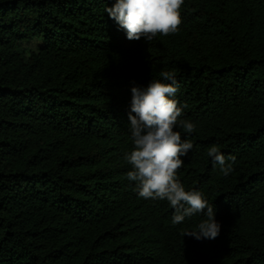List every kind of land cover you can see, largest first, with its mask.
Masks as SVG:
<instances>
[{"label":"trees","instance_id":"1","mask_svg":"<svg viewBox=\"0 0 264 264\" xmlns=\"http://www.w3.org/2000/svg\"><path fill=\"white\" fill-rule=\"evenodd\" d=\"M114 0H0V264H264V0H184L167 36L129 41ZM179 84L194 148L177 169L220 235L138 197L130 88ZM235 158L224 176L207 155Z\"/></svg>","mask_w":264,"mask_h":264},{"label":"clouds","instance_id":"2","mask_svg":"<svg viewBox=\"0 0 264 264\" xmlns=\"http://www.w3.org/2000/svg\"><path fill=\"white\" fill-rule=\"evenodd\" d=\"M184 0H114L104 11L123 30L129 41H152L157 34L175 33L182 23L180 8ZM162 80L151 79L147 86L133 82L128 111V128L133 149L125 152L123 159L131 166L127 172L129 182H135L138 197L166 200L173 209L171 224H182L186 219L200 215L203 219L191 231H185L196 240H213L220 235L221 223L216 210L197 190H186L177 179V169L184 164V157L194 144L180 131L191 134L196 125L182 116L183 106L175 99L179 84L175 75L161 73ZM207 155L220 172L228 176L233 171L235 158L226 161L217 147H211Z\"/></svg>","mask_w":264,"mask_h":264}]
</instances>
